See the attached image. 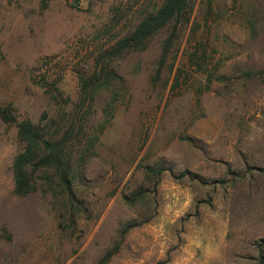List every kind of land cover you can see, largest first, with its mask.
<instances>
[{
    "label": "rangeland",
    "instance_id": "obj_1",
    "mask_svg": "<svg viewBox=\"0 0 264 264\" xmlns=\"http://www.w3.org/2000/svg\"><path fill=\"white\" fill-rule=\"evenodd\" d=\"M40 1L0 0V108L52 128L76 119L73 191L41 172L16 195L24 144L0 119V264H96L116 246L105 264H264V0H191L161 68L171 25L103 57L161 0ZM97 64L123 80L84 114L78 76Z\"/></svg>",
    "mask_w": 264,
    "mask_h": 264
},
{
    "label": "trees",
    "instance_id": "obj_2",
    "mask_svg": "<svg viewBox=\"0 0 264 264\" xmlns=\"http://www.w3.org/2000/svg\"><path fill=\"white\" fill-rule=\"evenodd\" d=\"M47 0L40 1V7L46 8ZM211 0L207 1V9L211 10ZM191 15V0H161L158 4L152 3L150 9H144L139 14L137 21L123 35L117 37L108 47L103 55L109 62L122 56L131 50H139L145 47L146 42L156 33L164 30L169 25L172 29L165 38L162 46V58L159 67L164 63L166 55L169 53L173 43L177 40L180 26L189 21ZM99 61H102L100 59ZM97 66V67H96ZM95 66L94 71L89 74H79L80 93L82 99L80 103L82 109L86 106L84 114L88 113L92 107L93 94L102 86L110 82L122 81L114 70L107 66ZM100 67V68H98ZM118 101V93L114 92L110 101L104 109V113L109 115V119ZM0 119L6 123H15L17 136L24 146L13 158L12 170L14 177V193L18 196L26 195L36 190L34 176L42 174L45 183L58 186L69 195L72 194V142L78 138L80 129H75L76 119L67 126L52 125L45 123L34 124L25 118L16 120L15 115L7 108H0ZM99 132L103 130V125H99ZM98 135L86 136L84 141H76L83 145V151L88 152L95 146ZM80 159L81 156L79 157ZM163 169H159V174ZM114 251H107L96 264H105L110 259Z\"/></svg>",
    "mask_w": 264,
    "mask_h": 264
}]
</instances>
